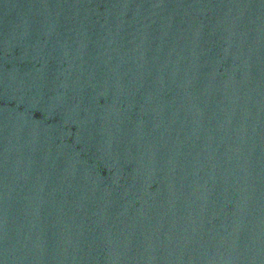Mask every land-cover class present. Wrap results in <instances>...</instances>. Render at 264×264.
Wrapping results in <instances>:
<instances>
[{
  "label": "water",
  "instance_id": "1",
  "mask_svg": "<svg viewBox=\"0 0 264 264\" xmlns=\"http://www.w3.org/2000/svg\"><path fill=\"white\" fill-rule=\"evenodd\" d=\"M0 264H264V0H0Z\"/></svg>",
  "mask_w": 264,
  "mask_h": 264
}]
</instances>
